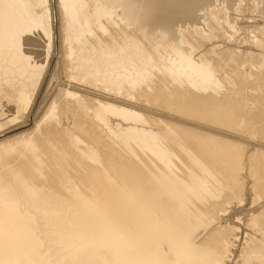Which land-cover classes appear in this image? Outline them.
Masks as SVG:
<instances>
[{"label": "bare ground", "instance_id": "bare-ground-1", "mask_svg": "<svg viewBox=\"0 0 264 264\" xmlns=\"http://www.w3.org/2000/svg\"><path fill=\"white\" fill-rule=\"evenodd\" d=\"M0 264H264V0H0Z\"/></svg>", "mask_w": 264, "mask_h": 264}, {"label": "rangeland", "instance_id": "rangeland-1", "mask_svg": "<svg viewBox=\"0 0 264 264\" xmlns=\"http://www.w3.org/2000/svg\"><path fill=\"white\" fill-rule=\"evenodd\" d=\"M50 2H51V1H50ZM56 52H57V51H56ZM56 52H55V53H56ZM55 53L53 52L52 55H54ZM32 54H34V55H32V56H35V53H32ZM54 56H59V55L56 54V55H54ZM48 57H49V56H48ZM47 60H48V59H47ZM54 65H55V66H53V65H52V66H53V68H55V69H54V71H52L53 74H51V75L54 76V77L57 76V77H56V80H57V81H58V79H59V80H63L64 78L59 74V73H60V67L56 68V61H55V64H54ZM58 69H59V70H58ZM51 75H50L49 77L52 78ZM58 75H59V76H58ZM60 76H61V78H60ZM54 77L51 79V80H52V81H51V84H50V82L48 83V85H50V86H46V87H45V90L47 89V87H51V89H53V88H54V87H53L54 84H55V86H60V84H56V80H53V79H55ZM58 77H59V78H58ZM57 78H58V79H57ZM57 83H59V81H58ZM45 90H44L43 95H41V99H42V100L40 99V100H41L40 104H45V103H43V102L48 101V99L50 98L49 95H47V97H46V95H44V94L47 92V91L45 92ZM47 90H48V89H47ZM30 123H31V121H28V123L26 122V124L24 123V125H27V124L29 125ZM22 126H23V125H22ZM24 127H25V126H23V128H24ZM25 128H28V126H26Z\"/></svg>", "mask_w": 264, "mask_h": 264}]
</instances>
